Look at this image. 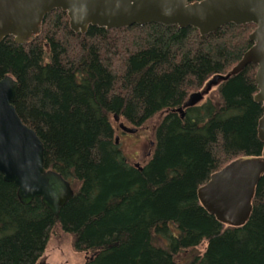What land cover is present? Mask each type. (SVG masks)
<instances>
[{"label":"trees","instance_id":"obj_1","mask_svg":"<svg viewBox=\"0 0 264 264\" xmlns=\"http://www.w3.org/2000/svg\"><path fill=\"white\" fill-rule=\"evenodd\" d=\"M253 30L231 24L201 36L151 24L80 35L55 11L32 44L5 39L0 79L18 82L19 117L41 139L45 167L75 194L56 218L41 199L23 205L0 173V264H37L59 234L82 264H264V177L244 228H224L197 197L214 172L264 148L257 67L183 119L176 112L239 63ZM157 114L154 153L140 170L116 144L113 119L139 128Z\"/></svg>","mask_w":264,"mask_h":264},{"label":"water","instance_id":"obj_2","mask_svg":"<svg viewBox=\"0 0 264 264\" xmlns=\"http://www.w3.org/2000/svg\"><path fill=\"white\" fill-rule=\"evenodd\" d=\"M0 0V44L12 38L15 44H32L42 35L45 19L61 11L70 30L86 35L91 27L107 31L158 24L179 29L194 28L208 36L227 25L255 26L249 36L251 47L227 74L210 77L177 110L184 118L188 108L201 107L207 99L248 66L257 67L254 101L262 106L258 137L264 145V0ZM19 84L10 76L0 79V173L18 190V199L30 205L41 199L56 218L74 197L71 183L44 161V145L35 131L19 117L15 103ZM116 121L119 118L116 117ZM126 133L134 130L120 124ZM116 143H119L117 138ZM264 177V148L260 155L240 157L200 187L197 197L202 208L228 228H244L253 213L257 187ZM37 264H50L47 255Z\"/></svg>","mask_w":264,"mask_h":264},{"label":"rangeland","instance_id":"obj_3","mask_svg":"<svg viewBox=\"0 0 264 264\" xmlns=\"http://www.w3.org/2000/svg\"><path fill=\"white\" fill-rule=\"evenodd\" d=\"M196 92V91H195ZM215 92L207 101L217 97ZM163 115L157 114L148 120L144 125L139 128L123 124L126 128L134 130V133H126L120 129V124L113 119L115 123L116 138L120 140L119 148L123 152L125 159L131 165L144 167L152 158L154 153V140L156 126L163 119ZM126 123V121H123ZM72 238L64 235L55 236L49 243L45 254L47 255V262L50 264H82L85 262V257L76 255L73 252ZM206 244H202L198 248V253L205 250Z\"/></svg>","mask_w":264,"mask_h":264}]
</instances>
